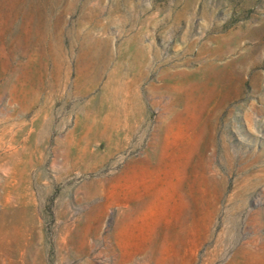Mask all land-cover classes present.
<instances>
[{
    "label": "rangeland",
    "instance_id": "rangeland-1",
    "mask_svg": "<svg viewBox=\"0 0 264 264\" xmlns=\"http://www.w3.org/2000/svg\"><path fill=\"white\" fill-rule=\"evenodd\" d=\"M0 264H264V0H0Z\"/></svg>",
    "mask_w": 264,
    "mask_h": 264
}]
</instances>
